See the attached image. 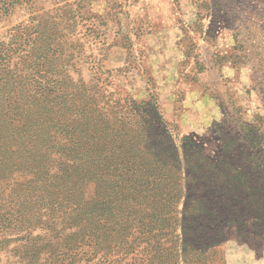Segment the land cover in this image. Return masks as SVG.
Returning a JSON list of instances; mask_svg holds the SVG:
<instances>
[{
    "label": "rangeland",
    "instance_id": "rangeland-1",
    "mask_svg": "<svg viewBox=\"0 0 264 264\" xmlns=\"http://www.w3.org/2000/svg\"><path fill=\"white\" fill-rule=\"evenodd\" d=\"M88 118L109 146L122 129L170 158L176 214L132 251L56 256L80 233L60 205ZM249 124L264 134V0H0V264H264V144ZM183 137L209 162L191 163ZM192 170L210 187L199 202Z\"/></svg>",
    "mask_w": 264,
    "mask_h": 264
},
{
    "label": "trees",
    "instance_id": "trees-1",
    "mask_svg": "<svg viewBox=\"0 0 264 264\" xmlns=\"http://www.w3.org/2000/svg\"><path fill=\"white\" fill-rule=\"evenodd\" d=\"M91 118H88V121L82 126H77L78 129L83 131V134L81 140L73 142V147L70 149L72 152H70L71 158L68 161L71 162L69 163L72 165L71 168H74V174L71 177H65V179L69 178L65 186L68 193L73 191V194H70L71 197L61 205L56 203L54 198H48V203H51L49 204L50 208L58 204L66 211L75 214L76 226H80L79 237L74 238L73 244L67 246L66 252L63 254L55 252L52 255H69L68 252L71 253L72 250L83 247V243L91 245L95 252L104 251L105 256H111L113 252L119 254L124 250L129 252L139 246L140 240L146 239L153 243L165 231L170 230V224L174 221L173 214H176L170 210L169 204L178 197V195H174V191L177 190L179 194L180 188L178 185L176 187L173 181L174 169L171 168L174 167L173 164L170 162L167 164L166 160L170 158H163L154 146L147 147L146 142H143L140 136L130 135L127 138V134L122 133V129H118V137L121 138V141H116L115 145L109 146L108 141L105 140L107 134L104 138L97 136L98 130H93L90 134L93 127L91 126ZM121 123L123 122L121 121ZM248 127V138L250 139L248 142L256 143L255 146L262 149L264 134L261 127L250 124ZM100 131L102 132L103 129ZM186 139L189 140L185 141L186 143L182 147L184 152L192 153V155L188 154L190 162L195 164L209 162L201 156L204 148L200 144H195L190 137L182 138V140ZM231 140L233 142L230 143L236 141L234 138ZM99 141L105 142L107 150L99 151L95 148ZM90 142L88 152L82 153L83 145ZM239 147L240 145L233 144L231 150H229L232 162L239 158L237 152H235ZM150 148L151 150H149ZM30 152L25 151L27 154ZM147 153L150 154L149 157ZM261 155L259 157H262ZM255 156L257 157V155ZM4 157L0 156V159H3L2 164L10 162H7L9 156ZM146 158L149 159L146 160ZM11 160L15 161L12 157ZM218 162H213V165ZM79 168H82V172H79ZM85 169L86 171H84ZM42 171L43 166L38 175L37 170L33 171L34 176L41 177L39 174ZM170 172H173L171 176ZM90 173L91 179L98 182V185L100 181L103 184L101 185L100 182V188H98L95 197L84 200L82 187L91 180L89 179ZM192 173L198 175L196 177V192H198V195H194V198L192 197L190 200L191 202L192 200L199 202L206 197V195H203V191L211 194L210 187L200 172L192 170ZM70 178L74 180H70ZM203 184H206V186H203ZM102 189L103 192H101ZM193 190L194 186L191 191ZM27 191L36 194V202L43 198L45 194L44 191L35 187L27 189ZM215 193L217 194V192ZM47 195L51 194L47 193ZM4 215L6 214H0L2 225H5L6 221ZM168 234L167 236H169ZM131 238L132 240H130ZM131 242L134 244H131ZM104 261H107L106 264H112L107 258ZM150 262L158 264L155 263L153 258Z\"/></svg>",
    "mask_w": 264,
    "mask_h": 264
}]
</instances>
